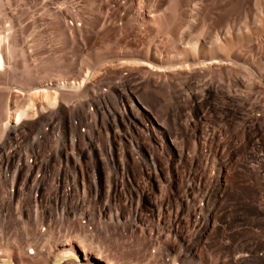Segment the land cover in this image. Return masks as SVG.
<instances>
[{
	"label": "bare ground",
	"instance_id": "bare-ground-1",
	"mask_svg": "<svg viewBox=\"0 0 264 264\" xmlns=\"http://www.w3.org/2000/svg\"><path fill=\"white\" fill-rule=\"evenodd\" d=\"M251 3L252 0L246 1L247 5ZM201 4V0H0V74L3 79L2 73L7 71L6 74L10 77L8 71L18 69H14L17 67L15 65L17 60L15 64L13 62V66L15 65L13 68L10 65L11 60L15 58L26 63V65L24 62L22 66L20 65L22 70L25 71V68L30 67L25 61L30 59L27 58L30 54L27 55L28 49L26 48V51L24 49L26 39L23 38L25 35L23 32L30 28H27L28 26L42 27L39 30H43L44 27L48 28L54 33L55 40H61L65 48L75 45L77 49L86 52L85 58H82L81 65L75 68V72L69 61L53 75L52 70L50 76L57 81L50 82L51 78L45 77L49 73L40 75L39 80L36 77L39 74L36 72L38 68L36 67V70L33 67V71L37 74L28 75L31 72L26 70L28 73L24 81L27 78L28 81L25 84H20L19 87L16 85L18 89L14 88V91L11 88L13 91H6L4 95L5 91L0 92V101L2 99V103L0 102V264H117L116 261L106 256L98 245L97 248L90 245L93 237L85 234L89 231L87 226L74 228L76 230L70 228L71 234L77 232L74 243H58V241L52 243L54 247L70 246L54 255L48 249L43 250V245L38 246L39 242L37 244L35 240L37 235L29 241L30 237L27 235L30 233L28 230L31 226L30 218H33L34 226H39L43 222L38 219L36 209L28 212L30 207L27 210L28 206L25 202L29 203L27 197L31 198V202L38 201L34 199L36 196L34 194L39 189L42 176L40 175V179H34L25 190V183L28 179L23 174L21 181L23 183L19 189L21 197L18 196L19 200L18 198L16 200L13 186L15 175H18L16 171L20 167L17 165L13 172L9 173L12 162L11 154L4 153V149L9 147L10 150H15L19 134L27 133L21 130L25 126H29L28 130H31L34 123L39 125V121L34 120L36 113L39 112L37 107L58 105L55 114L57 141L53 145V155L59 162H63L62 154L65 153L68 156L66 152L69 147L68 141H73L75 135L72 130L68 132L70 128L75 129V125L67 123L68 117H71V111L74 108L84 109V105L94 99L97 80H102L107 76L109 82L115 72L126 70L140 72L141 80H132V89L141 87L144 82L141 89L144 95L148 96L150 88L153 90L151 84L155 85L161 93H165L164 95L170 101L167 108L168 113L174 116L182 110L189 112L195 110V97L197 96L194 92L196 90H199L201 96L219 98V100L214 99L207 106L219 112L216 116V122H219L216 129L209 126L214 123L209 119L212 113L209 118L205 115V117L203 115L199 117V124L192 122V119L187 120L182 128L187 136L193 138L194 131L196 133V127L199 126L204 140L201 158H197L195 150L186 158L190 167H196L194 170H197L201 163L204 166L202 172L194 176L195 182L185 186L179 197L170 201L172 191L166 189L167 191L161 194L160 200L150 206L152 220L155 218L157 222L164 220L162 210L164 213L167 212L168 226L166 225L164 229L165 233L159 230L155 234L137 237L138 239L135 240L136 251L148 252V257L143 255L142 261H146L144 264H264V106L260 107L258 104L259 98L264 96V83H262L264 80V62H262L264 61V33L257 38L254 37L248 31L250 30L249 23H244L238 28L227 25L226 30L220 33L217 29L218 21L212 19L213 22L208 24V20L200 16ZM254 6L258 15L264 16V1L255 0ZM214 19L218 18L214 17ZM260 23L264 28V20L261 18ZM195 26H197L196 30ZM117 33L122 34L123 40ZM34 34L41 38L39 36L41 33L37 35L34 32ZM141 34L146 35L145 41L140 40ZM117 35H120V38ZM123 36L128 39L124 40ZM38 38L34 39L37 42L33 43L34 45L36 43L37 47L39 43H42H38L40 40ZM111 42L113 45L122 44V47L115 51L116 46H110ZM104 45L109 48H104ZM254 47L259 50L257 60L253 56ZM100 48H103V51L98 55ZM51 56L55 55L52 53ZM104 58L107 59L104 60ZM30 68L32 69V66ZM17 72H20L19 69L15 73ZM13 74L12 76H16ZM20 74L22 77L23 73L20 72ZM255 74H258L259 78H256ZM30 76L38 80L35 79L33 82L34 78ZM71 76L75 79L60 82ZM12 79L14 81V77ZM0 80L5 81V79ZM21 80L22 78L18 82ZM81 80L84 82L81 83ZM3 83L6 84V82ZM49 84L53 91L47 89ZM113 84L114 89L120 92L130 86V79H123ZM109 85H107V95L111 90V85ZM4 87H8V84ZM17 91L23 92L20 102L14 104L16 101L14 102L13 98V105L10 107L11 94ZM136 91L138 93L139 89ZM251 91L255 93L253 99L249 95ZM262 93L263 96H257ZM183 94L186 98L180 100ZM107 97L113 100L122 114H127L129 121H136V112L129 110L126 96L116 97L111 93ZM142 99L140 100V97L138 99L137 94L134 96L133 92L129 94V100L140 101L145 109L150 110L151 107L147 104L150 100L145 102V98V101ZM160 106L159 103L156 105L158 109L161 108ZM243 107L259 113L253 116L246 115L243 118L240 116L242 119L236 122L235 114L239 113ZM228 108L232 110V113L228 114ZM136 111L140 114L150 134H158V131L159 135L161 134L162 126L159 127V120L157 121L154 117V122L148 124L137 106ZM159 117L162 121H166L167 113ZM176 122H172L173 129L179 130L181 124ZM161 124L164 123L161 122ZM165 125L168 130L167 123ZM34 132L31 130L26 136H34ZM220 132L223 134L222 139L219 138ZM205 143L207 144L206 149ZM211 143H215L214 148H211L213 146ZM247 146L249 147L246 148ZM219 148L227 149L232 159L223 160L220 152L217 151ZM112 154L113 152H109L110 169H116L117 159L113 160ZM135 155L138 161L137 154ZM211 159L214 162V175L208 170ZM65 162H68V158ZM95 179H97L96 176ZM75 187L68 184L71 200H79L76 194L80 190ZM201 188L204 191L198 195ZM14 199L18 207L15 211L12 210ZM33 206L35 207V204ZM98 209H107V205H101ZM60 210L56 212L58 220L64 216L62 211L64 207ZM126 210L127 216L132 219L127 222L126 227H122V231L125 228L129 232L134 230L136 211ZM154 211L157 217L153 216ZM81 217L92 222L94 219L84 212L81 213ZM16 224L22 231L21 235L24 238L22 242L17 239L19 236L17 238V235L11 236V231H14ZM31 228L33 229L32 226ZM20 229L17 226V231ZM96 229L95 227L94 230Z\"/></svg>",
	"mask_w": 264,
	"mask_h": 264
},
{
	"label": "rangeland",
	"instance_id": "rangeland-1",
	"mask_svg": "<svg viewBox=\"0 0 264 264\" xmlns=\"http://www.w3.org/2000/svg\"><path fill=\"white\" fill-rule=\"evenodd\" d=\"M246 1L245 0H201L202 4L200 5V14H201L200 16L203 17L204 19L206 18L205 20L206 21L208 20L207 21L208 24H211L214 20L218 21L219 24H218L217 29L220 31V33L226 30L227 25L235 26L236 28H238V27H241L242 25H244V23H249V25H250L249 26L250 30L248 29L249 33L251 32V34L257 38V37L261 36L262 33H264V28L260 23V18L264 20V16L258 15V11H256L255 6H254L255 0H252V3L250 5H247ZM256 1L262 2L264 0H256ZM214 17L218 18L219 20L214 19ZM212 19H213V21H212ZM196 27L197 26H195V30H196ZM27 28H29V29H27ZM27 28H26L27 30L24 29V30H26V32H23V34H25V35H23V34L22 35H23V38L26 39V40L24 39L26 42V44L24 43L25 44L24 49H25V51H26V48L28 49L26 52H28L27 55H29V54L30 55L27 58H30V59L25 60V61H27V66H29V65H30V67L32 66V69L30 67L28 68L26 66L27 69L25 68V71H24L21 69L22 68L21 66L23 65L24 61L22 62V60H18V58L11 60V62H12V63L10 62L11 67L13 68L15 65H17V67H15L14 69L18 68L19 71L21 73H23V75L21 77V74L19 75L20 72H17V74L15 73L18 69H16V71L9 70L8 74L10 75V77L6 74L7 71L2 73L4 75V79H5V81H3V82H6V84H5L0 80L1 81L0 83L3 84V85L2 84L0 85V89H1L0 92L5 91L4 93L2 92L3 95L6 93V91H10L11 88L13 90H14V88H17L16 85L19 87L20 84H23V83L25 84L28 81V78L26 81H24V78L27 76L28 71H29V73L31 72L28 75L32 74V76L39 73V74H37L38 76H36L39 78V80L41 78L40 75H44V73L45 74L49 73V74L45 75V77L48 78V76H49L51 78V76H50L51 71L53 70L51 73L53 75V73H56L57 70L58 71L61 70L62 67L65 66L66 62H68V61L71 64V66L74 68V69H72L73 72H75V70L81 65L80 61L82 60V58L83 59L85 58L84 55L86 52L84 50L77 49V47H75V45H71L70 47L65 48L63 46V44H61V42H62L61 40H60L61 42L59 41V39H58V41L55 40L56 38H55L52 30H50V29L48 30V28H45V27L43 28V30H39L42 27H39V28L34 27L33 28V26H28ZM32 28H33V30H32ZM34 29H36V31ZM34 32L37 35H39L41 33V35H39L41 38H38V36L36 37ZM117 34H120L121 39H122V34L121 33H117ZM34 35L36 38L34 37ZM120 35H117V37L120 38ZM141 36H142V34H141ZM37 38L40 39V40H38V43L42 42L41 44L39 43L38 47L35 46L36 43H35V45L33 44L34 42H37L36 40L34 41V39H37ZM123 38H124V40L128 39L124 36H123ZM145 38H146V35L143 34V36L141 37L140 40L144 39V41H145ZM42 39H43V41H41ZM54 40H55V42H53ZM144 41H142L143 45H144ZM58 44H60V45H58ZM109 44H111L110 46L113 45L112 42ZM105 45H107V44H105ZM105 45H104V48H106V47L109 48V46H105ZM121 45L122 44H120V45L116 44L115 45L116 46L115 51H118L120 49V47H122ZM53 51H55V52H53ZM102 51H103V48H100L98 50V53H99L98 55H100L101 54L100 52H102ZM52 53L55 56L57 54L58 56H56V57H58L59 59L56 58L55 56L54 57L51 56ZM253 56L256 60L259 58V50L257 49V47L253 48ZM51 57L55 58L56 62ZM31 58H32V60H31ZM51 59H53V61L55 63H53V61H51ZM106 59L107 58H104V60H106ZM16 60H17V62L15 64ZM89 61L100 62L102 60H89ZM13 62L15 64L14 66H13ZM262 62H264V61L262 60ZM24 64L26 65L25 62H24ZM56 64H57V67H56ZM10 65H8V66H10ZM11 67H10V69H12ZM33 67L34 68L37 67L38 70H40V71H38L36 68L37 73L34 72ZM39 67H40V69H39ZM53 67L54 68L56 67V68L54 69ZM42 68H44V69L47 68L49 70L46 69L47 71L45 70V72H44V69H42ZM29 69H31V70H29ZM26 70H28V71H26ZM11 72L14 73L13 75L16 74V76H12ZM33 73H35V74L33 75ZM1 76L2 75L0 74V77ZM32 76H30V77H32ZM114 76H112L109 79L112 82H110V81L108 82V80H107V85H109L111 83L110 84L111 86L109 85L111 87V90L107 96H110L111 93L113 96H116V97L118 95L119 96L120 95L125 96V95L132 94V92H133L134 96L137 94L138 99H139V97H140V100L142 99L141 96L144 94L141 92V89H142L144 82H143L142 86L139 88H137V87L134 89L131 88L132 91H130L131 90L130 87H126L125 89L121 90L120 92H117L114 89V87L112 86V85H114L113 82L115 83L116 79H117V77L115 76L116 77L115 78ZM12 77H14V81H13ZM36 77H32L34 79H32V78H30V79H32V81L34 82L35 79L38 80V78H36ZM255 77L259 78V75L255 74ZM20 78H22V80L20 82H18ZM0 79L4 80L2 77ZM42 79H44V78H42ZM52 79L53 78H51V80ZM262 83H264V80H262ZM7 84H8V87H4L5 85L7 86ZM13 84L15 85V87ZM151 86H152L153 90H151V88H150V92L147 93L148 96H146V95H144V97L142 96L143 97L142 101L146 100L145 102H147V100L148 101L150 100L149 102L151 104L149 102H147V104H148V106L151 107L152 111L145 109L142 106V104H140V101H136V106H137L138 110L140 111L141 115L144 117V119L145 120L147 119L146 122L148 124H151L152 122H154V119H153L154 117H156L157 121L159 120L158 125H159V127L162 126L164 135L162 134V128H161L160 132L163 136L161 134L159 135V137H160V149H159V156L156 160V166H157L156 167V173L157 174H155L153 176V180H152V178H146L145 176L142 177V184H143L142 195L140 194L139 191L138 192L141 195L143 201L136 203V204L131 203L130 206H124L123 205L124 203L122 201L118 200L117 193L113 192V190L111 189L110 192L107 193V201L104 197H95V203L88 204L87 206H85V209H84V207L83 208L82 207H80V208L75 207V209H74V207H66V208H64V210H62L64 212L63 215L66 218L64 216H62V219L59 218V220H58V218L56 216V212L57 211L60 212L61 208H54V209L53 208L52 209L46 208L42 202L34 203V202H31L32 201L31 198L27 197L28 201H27V199H26V201L29 203H26L24 201L25 205L27 204L26 206H28L26 209L28 210L29 207L31 208V209L29 208L28 212H31L32 210L34 211L36 209L38 219L43 222L39 226L35 225L36 226L35 227L34 223L32 221L33 218H30L29 222H30L31 226L33 227V229L29 225L30 227H28V230H30L29 231L30 233L27 235V237H30V240L28 238L29 241H32L31 238L33 236L36 237L35 235H37L36 238L38 240L37 239H35V240L37 241V244L39 242L38 246L43 245L42 246L43 250L48 249V250H50L51 254L54 255L57 252H59L60 250L67 249L70 246L60 245L58 247H54V246H52V243H54L55 241H58V243H68V244L74 243V241L76 240V237H77V232L71 234L70 230L74 229V228L78 229L79 227L85 228L87 226L89 231H87L85 234L91 236V238L93 237L90 245H92L94 248H97V245H98V248H101V250H103L104 254L106 256H109V258L113 259L114 261H116L117 264H138V263L144 264L146 262V261L143 262L142 259H143V255L144 256L148 255V252H143V250H142V252L136 251L137 246L135 245L136 244L135 240L138 239L139 237L140 238L143 237L144 235H148V234H152V233L155 234L159 230L161 232L163 231V233H165L164 229H166V227L168 226L167 217H166L167 212L164 213V211L162 210V212H163L162 216L164 215L163 216L164 220L162 219L161 222H157V220L155 218L152 220V210L150 209V206H152L153 203L156 202L157 200L158 201L160 200V197L164 194L165 191H167L166 189H168V190L170 189L172 191V198L170 199V201H173L174 198L179 197L181 195L182 190L185 188V186L192 185L195 182L194 176L200 174L202 172L201 170L204 166V164L201 163L200 167L197 168V170H194V169H196V167H194V166L190 167V164H189L186 157L188 155H190V153L193 150H195L196 154H197V158L198 159L201 158V155H202L201 148L204 145V142H203L204 140L202 139L198 125L196 127V133L194 131V134H195V135H193L194 137L190 138L189 136H187V134H185L186 132H184V130L182 129V128H184V124L187 122V120H191V119H192L191 121L195 122V124H199L198 123L199 117H201L202 115L203 116L205 115V116H207L206 118H209L211 116V113H212V116L209 119L211 120L212 123L214 122L216 125H213L214 124L213 123V124H209V126L211 125L212 127H214L216 129L217 126L219 125V122L218 121L216 122V116L219 113V112L217 113L216 111H218V110L213 109L214 110L213 111V110L209 109V107L207 108L208 103H211L212 101H214V99L219 100V98H214L212 96H204V95L201 96V93L199 92V90H196L194 92L196 94L195 96H197V97H195V99H196V101H195L196 112H195V110L193 112H189L188 110H186V111L182 110L181 112L177 113L174 116L170 112L168 113L169 109H167V108L170 105L169 104L170 101L168 100L167 96L164 95L165 93L164 94L161 93L157 88H155V85L151 84ZM137 89H139L138 93H137V91L135 92V90H137ZM13 90H11V91H13ZM158 91L160 92V94ZM17 93L22 94L23 92L22 93H21V91H17L14 93L12 92V94H11L12 99H10V107L13 105V103H12L13 98H14V102L16 101L14 104H17V98L15 96ZM249 93H250L249 94L250 97L253 99V96L255 97V93L252 91ZM184 94L181 95L180 100H183V99L185 100L186 95H184ZM257 96L261 97V96H263V93L261 95H257ZM144 98H145V100H144ZM146 98H148V99H146ZM263 99H264V96H263V98L262 97L259 98L258 104L260 107L264 106V102H263L264 100ZM1 101H2V99H1ZM109 103L110 102L107 101V120H109L108 112L110 110L111 113L110 112L109 113H110L111 117H115V119L118 121L119 120V119H117L118 116L114 112L113 107H110L113 105L111 103L110 104ZM158 103L161 105L160 109H158L156 107V105ZM231 109H232V107H231ZM231 109L228 108V110H229L228 114L232 113ZM166 113H167V119H166V121H162L159 116L161 114L165 115ZM258 113L259 112H254L248 107H243L239 113L235 114L236 115L235 121L236 122L240 121V119H242L244 116L246 117V115L253 116V115H258ZM191 114H193V116ZM188 116H190V117H188ZM240 116L242 118H240ZM66 119H67V116H66ZM0 120H1V117H0ZM56 120H58V119L56 118ZM173 121H175V122L177 121V122H179V123L176 122L177 124H181V125H179L181 127V128H179V130L177 128H176V130L173 129V126H172ZM161 122L164 124L162 125ZM166 123L168 125V130H167L166 125H165ZM170 123H171V125H170ZM163 126L165 127V131H164ZM29 128H30L29 126H25L24 129H21V130H25L24 132H27V133H20L19 137H28V136H26V134H29V132H31V130L32 131H38L39 125L37 123H34L31 130H28ZM69 130H70V132L73 131L72 133L75 134V129L70 128V129H68V132H69ZM169 130H171V133H169ZM182 130H183V132H182ZM166 134H168V135H166ZM29 137H33V136L30 135ZM219 138H221V139L223 138V134H221V132H220ZM212 142H215V141H212ZM206 145L207 144L205 143V149L207 148ZM214 145H215V143L214 144L211 143V146H212L211 148H214L215 147ZM248 147L249 146H247L246 148H248ZM4 150H5V152H4ZM4 150H3L4 153L10 154L9 153V151H10L9 147H6ZM67 150H69V147L66 149V152H67ZM217 151H218V153L220 152V155H221L223 160H229V159L231 160L232 159L231 153H229L227 149L219 148ZM134 152L137 154L139 163H144V162L147 163V153H153V145L151 143H145V145L134 144ZM227 153H229V155ZM112 156H113V160L117 159V153L116 152H113ZM67 158H68V156L65 153H63L62 157H61L63 162H65V160ZM212 159L209 162L210 164H208V170H209V173L211 172L214 175V172H215L213 169L214 162L212 161ZM11 161H12L11 166H10L11 169L9 168L10 174L14 170V165L21 164V162H22L21 160H19L20 162L16 161V157L14 158V156H13V159L11 157ZM116 162L118 163L117 160H116ZM209 168L210 169L212 168V169L210 170ZM111 170L112 171H118V167L116 169H111ZM17 173H18V175H15L13 190H14L15 199L17 200V198H18V200H19L18 196H20V194H21V192H19L20 191L19 189H20V185H22V183H23V182H21L23 176H22V173L21 174H20V172H17ZM212 174H211V176H213ZM33 176H31V178L29 177V179L26 181L27 183H25L26 184L25 190L32 183L31 180H32ZM95 176L98 179V185H99L98 187L99 188H105V177H104V172L102 171V169H95ZM71 177H78V169H71ZM45 184H46V182L43 181L41 186H43ZM68 184H70L71 186H74V187H75V185H77V187H75V188H78L80 191L78 192L79 194L77 193L76 195L81 196V180L80 179L71 178L68 181ZM133 184H134V182H133ZM139 187H140V185H139ZM139 187H137V189H139ZM166 187H168V188H166ZM203 191H204L203 188H201V190L199 189L200 193L198 192V195L203 193ZM125 193H126L125 194L126 196L130 195L127 192H125ZM133 195H134V193L133 194L131 193L132 197H133ZM15 199L13 200V203H12V206H13L12 210L13 211L17 210V208H18L15 204L16 203ZM32 204L33 205L35 204V207ZM104 204L107 205V209H98L99 206L104 205ZM125 208L136 211V216H135L136 222H134V225H133V228L135 231L132 230V231L127 232L125 230V228H124V231H122L123 230L122 227H126L128 225L127 222L130 219H132L130 216H127V210ZM82 211L84 213L89 214L92 219L94 218L93 222L92 221H86L85 218L83 219L81 217V213H83ZM110 216H112V217H110ZM115 216H116V218H115ZM153 216L157 217V213L155 211L153 213ZM108 217H109V219H108ZM91 218L89 220H91ZM138 218H139V220H138ZM124 221H126V222H124ZM17 226L20 229L19 225L16 224V226H15L16 228L13 229L14 231H11V233H12L11 236L14 237L15 235H17L16 238L19 236L17 239H19L20 242H22V241H24V238H22L23 236L21 235L22 231H21V229H20V231H17ZM92 226H94V227H92ZM37 227H39V228H37ZM95 227L98 230L97 229L94 230ZM160 227H163L162 228L163 230ZM45 228H46V230H45ZM42 229H44L45 231ZM76 229H74V230H76ZM32 232L34 235L33 234L31 235ZM38 235H39V237H38ZM40 237H41V239L39 240ZM19 240H17V241H19ZM103 247H104V249H103Z\"/></svg>",
	"mask_w": 264,
	"mask_h": 264
},
{
	"label": "built area",
	"instance_id": "built-area-1",
	"mask_svg": "<svg viewBox=\"0 0 264 264\" xmlns=\"http://www.w3.org/2000/svg\"><path fill=\"white\" fill-rule=\"evenodd\" d=\"M115 76L116 82L130 79V88L132 80H141L140 72L127 70L115 72ZM70 79L75 77H68L60 82ZM84 80H81V83ZM47 89L53 91L51 84ZM15 96L19 103L22 94L17 93ZM125 96L129 102V110L136 112V121H129L127 114H122L113 100L107 98V76L97 80L94 99L89 100L84 109L74 108L71 117L67 119L68 125H75L73 141H68V162H59L53 155V145L57 141L55 114L58 105L36 108L39 112L36 113L34 120L39 121V130L34 132L33 137H18L15 150H10L9 153L12 154V158L16 157V161H22L21 165L16 164L14 168L18 165L20 169L16 172L24 174L26 179L34 175L31 180L33 182L42 176L39 189L34 194L36 195L34 199H37L38 203L42 202L46 208H80L95 203V197H104L107 201V193L111 189L117 193L118 200L122 201L124 206L143 201L140 195L143 185L140 187L139 185L142 184L143 176L153 178L156 174L159 131L158 134H150L136 111V100H129V95ZM107 99L112 103L118 121L111 117L109 112L107 120ZM144 143L153 145V153H147V163H139L133 152V144ZM109 152L117 153L118 171L110 169ZM71 169H78V177H71ZM95 169H102L104 172L105 188L97 187ZM71 178L81 180L79 200H71V192L68 189V181ZM43 181L46 184L41 186ZM125 192L128 194L132 192L134 196H126Z\"/></svg>",
	"mask_w": 264,
	"mask_h": 264
}]
</instances>
